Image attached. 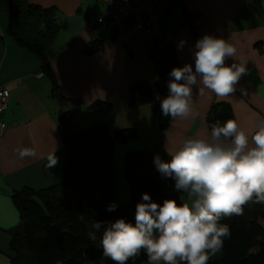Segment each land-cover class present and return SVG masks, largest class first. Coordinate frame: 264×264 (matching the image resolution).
Listing matches in <instances>:
<instances>
[{"label":"crops","instance_id":"1","mask_svg":"<svg viewBox=\"0 0 264 264\" xmlns=\"http://www.w3.org/2000/svg\"><path fill=\"white\" fill-rule=\"evenodd\" d=\"M30 2L57 9L62 15L61 31L49 52L51 74L38 79L40 59L11 38L8 18L0 15V88L14 85L3 118L8 130L0 140V264H21L12 250V232L21 226L14 195L27 189L41 191L65 180L67 151L60 114L70 112L73 124L81 129L106 125L115 141L119 131L134 129L138 139L130 142L126 152L144 149L166 155L167 141V147L178 148L185 139L210 133L207 117L215 105H229L236 121L249 132L264 119V1L257 6L255 0H172L164 27H180L170 47L180 67L189 63L195 67L193 47L204 35L223 38L236 48L235 58L226 62L247 67L240 81L247 95L238 90L221 98L207 90L199 95L194 89L192 115L173 120L167 129H161L157 119V92L148 104L129 105L132 84L144 81L155 87L152 37L139 32L127 42L110 31L87 28V22L102 13L96 2ZM182 40L187 43L180 50ZM24 150L30 154L21 156ZM54 155L58 163L50 168L49 157Z\"/></svg>","mask_w":264,"mask_h":264},{"label":"trees","instance_id":"2","mask_svg":"<svg viewBox=\"0 0 264 264\" xmlns=\"http://www.w3.org/2000/svg\"><path fill=\"white\" fill-rule=\"evenodd\" d=\"M263 1L255 0V3L260 6ZM166 3L167 16L172 0ZM0 15L8 18L11 38L21 48L35 54L42 63L41 71L50 75L49 52L61 31L57 9L42 8L31 4L30 0H0ZM170 47L159 52L154 44L151 59L160 79L154 88L144 81L132 84L129 88L131 108L150 103L154 92L167 96L169 73L180 67ZM58 94L55 89L53 97L57 98ZM155 111L161 129L169 128L173 119L162 116L159 101ZM228 120H236L232 108L227 104L215 105L208 114L207 124L211 131V124ZM59 126L67 151L65 180L41 191L27 189L14 195L21 226L12 232V250L21 264H114L103 257L98 241L92 244L88 240L86 228L78 220L80 214L88 220L127 218L134 222L136 204L143 193H149L160 203L166 198L179 200L186 194L177 193L174 181L162 178L154 166L156 155L165 161L170 159L168 155L144 149L132 150L124 158L131 200L115 212H108L107 206L116 203V141L109 127H75L70 112L60 114ZM138 136L134 129L122 130L117 133V140L128 143L137 140ZM221 223L229 225L231 236L208 264H264V204L250 203L245 206L243 215L226 217ZM146 261L147 256L141 253L135 264H146Z\"/></svg>","mask_w":264,"mask_h":264},{"label":"clouds","instance_id":"3","mask_svg":"<svg viewBox=\"0 0 264 264\" xmlns=\"http://www.w3.org/2000/svg\"><path fill=\"white\" fill-rule=\"evenodd\" d=\"M186 43L182 40L178 48L183 50ZM235 56L230 41L214 35L199 39L193 47L195 67L189 63L173 68L167 96L156 95L162 116H191L194 89L199 95L207 90L221 98L238 90L247 95L240 86L246 65L226 62ZM168 144L170 159L156 155L154 166L162 178L174 181V190L186 194V200L166 198L160 203L145 192L136 204L134 222L78 216L88 240L98 241L103 257L114 264H135L141 253L147 256L146 264H208L231 236L229 225L221 221L243 215L250 203L264 204V119L251 132L236 120L216 121L206 136L185 139L178 148ZM57 163L55 155L49 157L50 168ZM118 207L113 202L106 210L115 212Z\"/></svg>","mask_w":264,"mask_h":264},{"label":"built area","instance_id":"4","mask_svg":"<svg viewBox=\"0 0 264 264\" xmlns=\"http://www.w3.org/2000/svg\"><path fill=\"white\" fill-rule=\"evenodd\" d=\"M81 2H96L102 6L101 15L97 19L88 21L87 28L110 31L113 36H122L127 42L139 32H144L155 40L159 52L173 45L180 29L179 26L172 30L164 27L167 13L165 0L146 3H135L133 0H81ZM44 76L42 71L36 75L38 79ZM13 87L14 85H8L0 88V140L8 130L3 118L9 109Z\"/></svg>","mask_w":264,"mask_h":264},{"label":"rangeland","instance_id":"5","mask_svg":"<svg viewBox=\"0 0 264 264\" xmlns=\"http://www.w3.org/2000/svg\"><path fill=\"white\" fill-rule=\"evenodd\" d=\"M58 18L61 19L62 15L58 13ZM60 21V20H59ZM159 120V118H157ZM115 145V156H114V172L116 177V203L121 206L131 200L130 184L127 180L125 168H124V158L126 149L131 145L130 142L122 143L120 140L114 142ZM185 200L186 195L182 196Z\"/></svg>","mask_w":264,"mask_h":264}]
</instances>
